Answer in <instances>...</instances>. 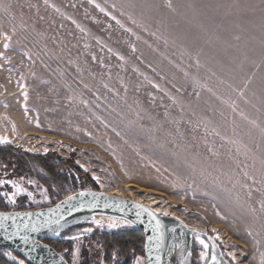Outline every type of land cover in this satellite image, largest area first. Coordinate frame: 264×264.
Listing matches in <instances>:
<instances>
[{
	"label": "rangeland",
	"instance_id": "374dc122",
	"mask_svg": "<svg viewBox=\"0 0 264 264\" xmlns=\"http://www.w3.org/2000/svg\"><path fill=\"white\" fill-rule=\"evenodd\" d=\"M0 52V137L218 233L233 264H264V0H0ZM4 174L30 203L50 200L37 179Z\"/></svg>",
	"mask_w": 264,
	"mask_h": 264
},
{
	"label": "water",
	"instance_id": "95a60500",
	"mask_svg": "<svg viewBox=\"0 0 264 264\" xmlns=\"http://www.w3.org/2000/svg\"><path fill=\"white\" fill-rule=\"evenodd\" d=\"M81 192L88 193L89 195L81 197ZM90 193H96L98 195L93 197ZM69 196H74L76 198L67 203H63L60 208L56 207L63 201H67ZM121 201H123V203H121ZM133 201L143 204L147 209H151L155 214V218L150 217L147 211H143L136 207ZM73 207H75L76 210L73 211ZM85 208L116 211L133 219V222L136 224L135 226L140 228L144 235L142 246L144 249L143 258L145 264H170V256H172L176 246H179V257L182 263L187 256L192 254V243L195 236L203 237L208 241L211 249L210 255L213 251L212 245L215 243V253L221 264H233L229 258L224 255L220 243H218L219 240H216L215 236L210 232L190 226L175 215H164L163 212L152 209L151 206L142 201L127 198L115 192L87 186L74 190L48 205L13 209L0 208V212L11 214L17 212H30L32 214L31 217L23 215L16 217L15 225L12 220H8L7 228H0V248L15 252L26 261L33 264H70L67 258H65L59 250H56L51 244L46 242L44 238H73L85 234V232H81L72 235H64L61 234V231L49 232V229L55 226V224L73 215L76 211ZM49 209L53 211L50 212ZM137 213H140V215L138 216ZM156 220L160 221L162 225L161 231H163L164 234L163 247L159 250V262L156 260L158 250L155 247V238L158 235L154 230ZM26 224L28 225L27 228H25ZM33 225L37 227L38 231L32 230ZM17 227L19 228V235H13L17 231ZM9 236L12 238H9ZM21 237H27V240L25 241L21 239ZM150 237L153 238L151 243L149 242ZM149 248H151V254L149 253Z\"/></svg>",
	"mask_w": 264,
	"mask_h": 264
},
{
	"label": "trees",
	"instance_id": "16d2710c",
	"mask_svg": "<svg viewBox=\"0 0 264 264\" xmlns=\"http://www.w3.org/2000/svg\"><path fill=\"white\" fill-rule=\"evenodd\" d=\"M38 167H41V169ZM0 169L5 173L4 177L21 179L33 177L37 179L46 187L45 189H47L48 197H50V200L46 203L32 204L24 195H19L16 198V203L13 204L10 203L4 195L7 191L5 190L7 189L6 187H8L7 184H0V208L2 209L48 205L54 203L55 200H58L69 192L84 186H91L94 188L96 186L93 180L70 159H66L53 152L45 154L30 153L10 143H0ZM42 171L45 172L46 176L42 174ZM84 175L89 185L84 184ZM53 183H55L56 186H51ZM87 225L90 226V224L77 223L66 228L64 227L61 234L72 235L81 233V227ZM78 238L84 239L89 244L79 248L80 257L74 263L71 261L70 248ZM44 240L51 244L56 250H59L70 264H133L137 254L144 253L142 246L144 235L140 228L136 226L120 227L114 231L93 228L90 231H86L85 234L75 238L46 237ZM5 250L6 249L0 248V264H18L15 260L10 259L6 255L4 252ZM13 253L21 257L19 254ZM193 255L194 253L192 252L182 263L180 262L179 255L177 263L193 264ZM171 260L173 261L172 257ZM26 263L33 264L29 261H26Z\"/></svg>",
	"mask_w": 264,
	"mask_h": 264
},
{
	"label": "snow or ice",
	"instance_id": "6c2138e0",
	"mask_svg": "<svg viewBox=\"0 0 264 264\" xmlns=\"http://www.w3.org/2000/svg\"><path fill=\"white\" fill-rule=\"evenodd\" d=\"M14 29H13V33H14ZM12 37L9 36L7 33H4L3 34V40H4V43H3V47L5 49H8L10 47V41H11ZM5 56V53L4 52H0V57H3ZM8 59V58H6ZM21 87H24V85H21ZM24 97H25V100H27V92L24 93ZM10 142L8 140L7 137H0V143H8ZM45 151H47V149H45ZM94 179H96L97 181H99V177H94ZM11 184L13 186V188L15 189L14 192H11V193H4V195L7 197L8 201L10 203H13L15 204L16 203V197L18 195H20L21 193H24L26 192L27 190L25 188H23L21 186V184L17 183L16 181H12V180H8V181H4V180H0V184ZM29 184L31 183H34V181H31L29 180L28 181ZM28 197L31 198L32 197V193L31 192H28L27 193ZM85 195H89L88 193H84V192H81L80 193V196L83 197ZM90 195H92L93 197H96L98 194L96 193H90ZM47 198V197H45ZM76 197L74 196H69L67 198V201H63L61 204H58L56 207L57 208H60L62 206L63 203H67L68 201H71V200H74ZM121 203H123V201H121ZM133 203L136 205V207H138L139 209L143 210V211H147L149 216L150 217H153L155 218V214L153 213V211L151 209H147L145 208V206L143 204H140L138 202H135L133 201ZM73 211L76 210L75 207H73L72 209ZM49 211H53L52 209H49ZM169 213L165 212L164 215H168ZM28 216V217H31V213L30 212H25V213H15V214H11V213H6V212H0V228H4L6 229L7 228V221L8 220H12L13 224L15 225L16 224V217L18 216ZM137 215L139 216L140 213H137ZM94 219V218H93ZM97 224L100 223V221H95ZM127 223V221H126ZM116 225L115 224H110L109 227H115ZM28 225L26 224L25 225V228H27ZM161 228H162V225L160 223L159 220H156V225H155V231L158 233L157 237L155 238L156 239V244H155V247L157 248V255H156V260L157 262H159L160 260V254H159V250L163 247V240H164V234H163V231H161ZM32 230L33 231H38L37 227L35 225L32 226ZM215 231V229L213 230ZM58 234V233H57ZM13 235H19V228L17 227V231L13 234ZM9 238H12L11 236H9ZM75 238V237H73ZM21 239H24L25 241L27 240V237H21ZM199 239V237H198ZM216 240H219L220 239V236L219 234L217 233L216 237H215ZM153 240L152 237L149 238V242L151 243V241ZM199 243L203 246V251H201L200 253V256H201V259L204 260L206 262V264H221V262L219 261L216 253H215V248H216V245L215 243L212 245V248H213V251L211 253V255L209 256V252L207 251L208 250V244L205 242V240L203 239H199ZM147 247V245H146ZM175 247V245H174ZM149 253L151 254V248H149ZM8 256H11L12 254L9 252L7 253ZM222 255V254H221ZM228 255L232 256L233 260L235 259V256L232 254V253H229ZM20 264H24L23 261H20ZM137 264H139V258L137 260Z\"/></svg>",
	"mask_w": 264,
	"mask_h": 264
},
{
	"label": "bare ground",
	"instance_id": "6f19581e",
	"mask_svg": "<svg viewBox=\"0 0 264 264\" xmlns=\"http://www.w3.org/2000/svg\"><path fill=\"white\" fill-rule=\"evenodd\" d=\"M94 218V219H93ZM90 221L91 223L98 225V226H104L107 228H118L123 227L126 225L135 226L134 220L130 217L111 210H105V209H90L85 208L79 211H76L73 215L69 216L68 218H65L58 224H55V226L51 227L53 230H60L64 227L76 224L78 221ZM95 221H100L99 224H97ZM127 221V223H126ZM110 224H115V227H109Z\"/></svg>",
	"mask_w": 264,
	"mask_h": 264
},
{
	"label": "flooded vegetation",
	"instance_id": "af4514ba",
	"mask_svg": "<svg viewBox=\"0 0 264 264\" xmlns=\"http://www.w3.org/2000/svg\"><path fill=\"white\" fill-rule=\"evenodd\" d=\"M193 243H194V242H193ZM193 243H192V244H193ZM193 249H194V244H193ZM192 252H193V250H192ZM205 263H206V262H205ZM205 263H204V264H205Z\"/></svg>",
	"mask_w": 264,
	"mask_h": 264
},
{
	"label": "built area",
	"instance_id": "2783aa9c",
	"mask_svg": "<svg viewBox=\"0 0 264 264\" xmlns=\"http://www.w3.org/2000/svg\"><path fill=\"white\" fill-rule=\"evenodd\" d=\"M171 264V263H170Z\"/></svg>",
	"mask_w": 264,
	"mask_h": 264
}]
</instances>
